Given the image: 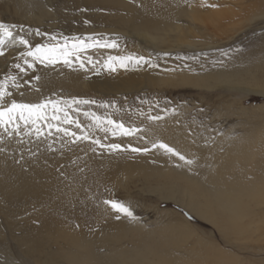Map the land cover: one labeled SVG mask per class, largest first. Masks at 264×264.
Segmentation results:
<instances>
[{
    "label": "rangeland",
    "instance_id": "rangeland-1",
    "mask_svg": "<svg viewBox=\"0 0 264 264\" xmlns=\"http://www.w3.org/2000/svg\"><path fill=\"white\" fill-rule=\"evenodd\" d=\"M7 1L0 0V8H14ZM26 1L18 12L37 9L44 15L36 23L16 17L8 24L19 26L13 28L14 32L28 33L33 46L67 43L71 49L79 40L95 46L79 53L84 68L79 67L75 55L72 68L62 61L48 66L37 63L35 68L22 74L23 95L17 92L15 98L25 103H38L45 98L61 102L73 97L95 100V104L79 105V113L73 105L69 110L71 117L86 125L89 120L83 112H95L137 129L133 135L113 136L109 132L105 137L104 131L94 128L93 138L121 144V150L111 152L99 147L93 152L89 141L65 144L59 136L53 137L66 150L79 146L84 157H79V152L75 170L87 168L95 179L90 177L82 182L84 198L69 210L68 222H75V218L79 221L74 227L76 233L89 234L93 229L110 228L113 225L109 220L127 217L103 203L106 199H115L130 206L135 217L142 215L146 219V213L152 211L173 220L186 235L183 248L192 264H264V182L257 187L263 194L253 200L248 198L252 211L251 217L244 221V231L238 235L223 233L184 206L186 200L183 203L182 199L164 197L166 194L157 187L159 181L174 188L180 186V181L171 177L176 176L173 175L176 165L171 161L177 156L152 148L151 143L159 140L181 152L162 137L164 131L179 133L196 142L214 140L228 128L258 150L257 156L243 165L247 173L259 170L260 162L264 165V0ZM37 28L46 35H33ZM7 41L0 48L11 54L0 66V79L19 62V52L25 51L22 45ZM113 43L116 47L100 46ZM128 56L143 57V64L153 66V80L149 82L152 85L129 92L117 87L109 93L87 86L89 80L98 77L126 78L129 60L121 67L117 58ZM33 76L40 78L36 80ZM149 116L160 119L150 120ZM69 127L78 131L74 124ZM41 141L47 142L43 137ZM36 142L32 137L21 143L24 152L34 149ZM129 145L147 147L149 151L133 152ZM56 172L59 171L56 169ZM66 199L70 201V197ZM97 212L106 220V226L89 222L96 219L93 215ZM53 217L46 196L34 203L27 198L18 206L7 205L0 196V264H54L53 260L61 253L60 245L47 235L40 239L34 252L20 241L30 227L43 228ZM3 252L9 256L3 258Z\"/></svg>",
    "mask_w": 264,
    "mask_h": 264
},
{
    "label": "bare ground",
    "instance_id": "bare-ground-1",
    "mask_svg": "<svg viewBox=\"0 0 264 264\" xmlns=\"http://www.w3.org/2000/svg\"><path fill=\"white\" fill-rule=\"evenodd\" d=\"M24 1L26 0L7 1V5H13L14 8L8 10L7 6H2L0 22L10 24L12 18L16 17L30 23L38 22L44 15L42 10L31 9L25 13L19 11L21 14L18 12L27 2ZM23 16L26 17L22 18ZM7 42L12 43L10 40ZM9 54L11 52L8 51L0 59V66ZM141 61L137 62L133 58L128 61L129 72L126 78L98 77L89 80L87 86L100 92L112 91L117 87L127 92L146 88L151 84L149 82L154 69L152 65ZM168 131H164L165 135L162 137L173 143L188 159H194V163L187 165L179 157L171 158V162L176 165L173 170L176 174L172 173L176 176L171 177L179 180L180 186L174 188L159 181L157 187L166 194L164 197L178 201L182 199L183 203L186 200L184 206L214 224L223 233L241 234L245 229L244 221L251 217L250 200L263 194L261 190L257 191V187L264 182V165L258 163L260 169L250 175L243 166L257 156L258 150L253 144L233 135L228 128L214 140L199 139L196 142H190L181 134ZM29 139L26 137L24 141L28 142ZM54 140L50 138L45 143L37 141L34 149L27 153L16 139L5 137L0 140V148L4 149L0 151V196L7 205L18 206L27 198L34 203L42 196H46L51 203L54 217L46 222L43 227L45 231L38 226L30 227L20 239L29 251L34 252L40 239L47 235L60 245L61 253L53 260L54 264H192L187 250L183 248L185 233L178 229L173 220L164 218L159 212H147L146 219L140 215L134 216L135 219L127 216L109 220L113 225L110 228L93 229L89 234L76 233L74 227L79 221L75 218V222H68V217H71L69 210L84 198L82 182L92 179L93 175H89L87 168L80 172L75 170L79 152V157H84L79 146L68 147L66 150ZM49 144L51 148L48 147ZM182 186L184 187L181 189ZM68 197L70 201L66 199ZM93 216L96 219H91L90 223L99 227L106 226V220L101 219L98 212ZM5 253L3 252V258L8 255Z\"/></svg>",
    "mask_w": 264,
    "mask_h": 264
},
{
    "label": "snow or ice",
    "instance_id": "snow-or-ice-1",
    "mask_svg": "<svg viewBox=\"0 0 264 264\" xmlns=\"http://www.w3.org/2000/svg\"><path fill=\"white\" fill-rule=\"evenodd\" d=\"M216 7V5H211ZM88 23V21H85ZM17 25H9L0 22V45H5L6 40H10L13 45H22L25 51L19 52L18 61L12 65V68L6 70L3 74V79H0V140L5 137L9 139H16L18 143H23L24 138L35 137L36 141H41V137L44 141L50 138L59 136L65 144H75L78 141H89V148L95 152L99 147L101 150L118 151L121 150V144L119 143H103L99 137L93 138L92 130H102L105 132V137L110 132L113 136L124 135L129 136L137 132V129L131 127H125L123 122H119L111 118V116L101 117L95 112L85 111L83 115L88 118L89 122L85 125L78 118L73 119L70 115V111L73 105H76L75 111L79 113V105H91L95 104V100H84L73 97L71 100H65L63 102L59 100L41 99L38 103H25L18 101L15 98V94L19 92L22 96V74L26 73L28 69L35 68L36 64H43L45 66L55 65L62 61L69 68L73 67L72 57L75 55V60L79 63L80 68H84L83 61L80 60L79 53L88 47L95 46L94 44H87L83 40H79L73 44L70 49L65 43L60 45L59 43L40 44L37 43L33 46L30 40L27 38L28 33L21 35L19 32H14L13 28H17ZM35 36L46 35L41 33L37 28L33 33ZM55 40V37L52 38ZM66 39V38H65ZM101 47H116L113 44L100 45ZM5 51L0 48V56H4ZM112 60L113 58H109ZM120 60V66H126L124 61L131 60L132 56L117 58ZM143 57H139V60H143ZM88 61L91 62V57H88ZM115 70L113 65H109ZM16 70V71H13ZM39 76H33V79L39 80ZM27 83V82H25ZM107 107L108 105H101ZM114 107V103L112 104ZM51 110V114H50ZM61 113L63 115H61ZM150 120H158L159 116H149ZM75 125L78 131L72 130L69 125ZM42 142V141H41ZM152 148L164 149L167 153L179 157L180 160L185 161L187 165H192L194 159H188L185 155L179 152L177 149L170 147L166 143L159 140L153 141ZM51 148V144L48 145ZM133 152H148L147 147L139 148L128 146ZM4 149L0 148V151ZM105 205H109L114 211L123 213L126 216L135 219L130 206L124 204L121 201L115 199H106L103 201ZM119 219V217H117Z\"/></svg>",
    "mask_w": 264,
    "mask_h": 264
}]
</instances>
